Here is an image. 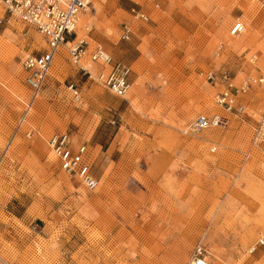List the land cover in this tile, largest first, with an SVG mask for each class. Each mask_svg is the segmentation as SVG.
<instances>
[{
  "label": "rangeland",
  "instance_id": "obj_1",
  "mask_svg": "<svg viewBox=\"0 0 264 264\" xmlns=\"http://www.w3.org/2000/svg\"><path fill=\"white\" fill-rule=\"evenodd\" d=\"M237 18L245 31L233 36ZM80 19L79 38L131 66L129 91L83 74L62 44L21 121V58L47 44L0 4V264H186L197 242L209 264H264V243L248 251L264 231V157L243 155L264 82L238 92L246 107L233 113L200 74L226 70L239 86L264 72V0H89ZM198 113L222 124L187 131ZM64 130L87 144L96 188L47 147Z\"/></svg>",
  "mask_w": 264,
  "mask_h": 264
},
{
  "label": "built area",
  "instance_id": "obj_2",
  "mask_svg": "<svg viewBox=\"0 0 264 264\" xmlns=\"http://www.w3.org/2000/svg\"><path fill=\"white\" fill-rule=\"evenodd\" d=\"M0 4L18 20L33 26L45 39L46 48L40 53H26L21 58L23 71V82L30 89V97L25 102L26 112L32 105L39 93L52 61L62 44L66 46L67 58L70 63L76 65L83 74L91 77L88 63L95 62L107 66L99 71L96 80L112 93L125 96L131 87V66L121 61L113 60L109 53L98 43L90 46L89 42L80 37L76 31L80 15L89 7V0H0ZM133 16L139 20L146 21L147 14L142 10L131 8ZM88 31L90 27L84 26ZM244 29L242 21L233 22L230 34L240 35ZM131 28L128 24L123 26L120 37L129 39ZM71 36V37H68ZM211 84L219 85L220 88L214 93V100L226 111L242 113L245 105L238 99L241 92L253 84L264 82V72L256 76L248 77L241 85L235 86L232 78L226 70L215 71L207 69L200 71ZM73 98L80 97V90L74 84H69ZM23 113V116L25 115ZM222 124V118L218 114L198 113L189 123L187 131L197 133L208 127H216ZM31 130L27 131L30 134ZM47 144L57 160L60 169L70 175L76 176L87 188L97 187L99 179L91 171L89 162V151L84 142H74L68 131H54L47 138ZM261 146L264 157V114L255 127L251 145ZM245 158L249 157L250 150L244 152ZM264 243V231L259 235L254 245L250 248L252 252L256 245ZM208 251L201 242H197L192 248L190 258L186 264H207Z\"/></svg>",
  "mask_w": 264,
  "mask_h": 264
},
{
  "label": "bare ground",
  "instance_id": "obj_3",
  "mask_svg": "<svg viewBox=\"0 0 264 264\" xmlns=\"http://www.w3.org/2000/svg\"><path fill=\"white\" fill-rule=\"evenodd\" d=\"M83 14V13H82ZM81 14V15H82ZM80 15V16H81ZM86 15V14H85ZM237 21H241L240 19H235V21H234V23L235 22H237ZM82 19H78V22H77V28H76V31H77V33L79 34L80 33V29L82 28V26H83V29L85 30V25L87 26V27H89V25L87 24V22H85L83 25H82ZM242 23H243V21H242ZM243 26H244V29H243V31L242 32H244L245 31V24L243 23ZM64 45V44H63ZM61 47V45L58 47V49ZM57 53H59V51L57 52ZM59 57L60 58V56H58L57 54L55 55V57ZM55 57H54V59H55ZM88 68H89V70H90V72H91V76H93L94 78H96V76H97V74L99 73V71L100 70H102V69H104V68H107V66H103V65H99L98 63H95V62H91V63H88ZM100 83V82H99ZM101 84V83H100ZM213 85V84H212ZM214 86V85H213ZM215 86H219V85H215ZM219 88H220V86H219ZM216 92V91H215ZM214 92V93H215ZM38 95V94H37ZM213 100H214V94H213ZM214 102H215V100H214ZM216 103V102H215ZM217 104V103H216ZM244 104V103H243ZM219 105V104H218ZM245 105V104H244ZM245 107H246V105H245ZM28 113V110L25 112V115L23 116V118H22V120L21 121H23L24 120V118H25V116H26V114ZM47 141V140H46ZM47 144V143H46ZM47 147L49 148V146H48V144H47ZM251 147H254V148H258L259 150L261 149V146H259V145H250V147L248 148L249 150H250V152H251ZM247 149V150H248ZM49 150L51 151V149L49 148ZM262 152V151H261ZM51 153H52V151H51ZM52 155H53V153H52ZM54 156V155H53ZM64 171V170H63ZM65 172V171H64ZM67 173V172H66ZM68 174V173H67ZM82 183V182H81ZM255 243V242H254ZM253 246V245H252ZM251 246V247H252ZM250 247V248H251ZM250 248L248 249V251L250 252ZM191 255V254H190ZM208 255L209 254H207V264H209L208 263ZM190 258V257H189Z\"/></svg>",
  "mask_w": 264,
  "mask_h": 264
}]
</instances>
